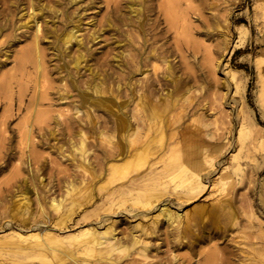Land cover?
Segmentation results:
<instances>
[{
    "label": "rangeland",
    "instance_id": "1",
    "mask_svg": "<svg viewBox=\"0 0 264 264\" xmlns=\"http://www.w3.org/2000/svg\"><path fill=\"white\" fill-rule=\"evenodd\" d=\"M129 2L69 3L65 15L54 18L53 11L44 10L32 28H19L36 14L20 0L0 18V263L58 264L59 249H64L62 264H100L80 253V238L88 227L101 232L112 220L123 244L133 234L139 239L136 249L161 244L149 222L157 209L146 212L150 206L106 191L125 179L113 178L98 188L105 179L100 174L106 171L105 155L115 152L123 137L114 128L116 116L105 106L109 99L129 121L130 131L141 133L132 148L140 147L147 135L157 146L162 135L163 152L148 157L154 172L172 162L170 150L175 148L180 161L161 179L156 201L182 213L179 227L188 226L190 239H203L194 253L162 245L147 262L190 254L196 260L199 251L216 249L218 264H264V0H135L143 6L140 15L147 14L143 34L128 31ZM167 11L176 18L175 29ZM74 24L83 42L78 69L71 63L75 48L68 57L58 40ZM35 30L42 38V70L27 64L16 71L15 57L31 45ZM93 85L101 92L95 94ZM40 97L43 101L33 108ZM140 98L156 115L149 132L141 128ZM35 110L44 113V123L36 121L42 113L31 115ZM195 175L203 189L185 195L186 179ZM22 197L21 213L11 217ZM52 199L61 201L59 211L50 207ZM66 212L68 221L58 224ZM158 221L160 237L175 233ZM44 232L54 238L46 254L25 249L42 238L21 237ZM116 264L146 261L128 256Z\"/></svg>",
    "mask_w": 264,
    "mask_h": 264
},
{
    "label": "bare ground",
    "instance_id": "2",
    "mask_svg": "<svg viewBox=\"0 0 264 264\" xmlns=\"http://www.w3.org/2000/svg\"><path fill=\"white\" fill-rule=\"evenodd\" d=\"M19 1L20 0H15V1H13V0H0V18L4 17V16L6 17V15L9 14L11 5L15 4V2L17 4V3H19ZM26 1H27V4L30 6V8L34 7V9L36 10V14L29 15L27 21L21 23L19 25V28H21V27L32 28V26L35 24V22H37L39 19H42L44 10L53 11L54 18H56L57 15H61V14L65 15V10H64L65 4L70 3L73 5H78L82 0H57L56 2H54L55 0H26ZM44 1H45V5H43ZM129 1L130 2L128 3L127 6H128V12L130 15L125 17L126 22H127L126 24L128 26V29H129L128 31L129 32L130 31L136 32L138 34H143L146 31L144 21L147 19L146 18L147 14L140 15V13L143 10V6L141 4H137L135 2V0H129ZM47 3H51V5L47 6ZM167 5H168L167 7L169 8V10L173 9V5H170V4H167ZM167 13H168V16H170L171 27H173V28H174V26L176 27V24H174V22L176 20L175 21L173 20L174 15L172 13H170L169 11H167ZM44 21L47 23V20L44 19ZM160 21L161 20L158 18L157 21L155 22L156 24L153 23L154 26L151 25L149 32L153 31V29H155V27L158 26ZM163 21H165V20H163ZM167 22L169 23L168 20L165 23H167ZM36 26L38 29L37 28H34V29L40 31L39 30L40 26H38V24H36ZM168 26H169V24H168ZM110 27H111V25L109 24L108 28L110 29ZM2 28H3V25L0 23V30ZM36 30H35V34L33 36L31 35L32 36V43L31 42L29 43L31 45L26 46L25 48H22L21 50L19 49L20 51L18 52V54L17 55L15 54L16 55V57H15L16 71H19V70L25 68V66L27 64H32L37 72L39 71V69L42 70V64H43L42 53H41V49L40 48L38 49L39 42L42 38H41L40 34H38L39 32L37 33ZM78 31H79V25L74 24L67 31H64L62 34H60L59 38H58L60 45H61V50L66 51L68 57L70 56L69 54H70L71 49L75 48L77 53L72 58L71 63L73 65V67L76 69H78V67L80 66L81 62L83 61V57H84L83 53L81 52L83 42H82V39L79 38V36H78ZM160 31L161 30H159V32ZM97 38L98 37L96 35L92 34L93 40H95ZM17 40H19V39L17 38ZM142 42L143 43L140 46L141 48L143 45H145V43H144L145 41H142ZM149 57H151V56H149ZM5 73H7V72H5ZM1 79L2 78L0 77V80ZM92 88L94 89L95 94H98L101 92L100 86L93 85ZM143 99L140 98L138 101L139 102L138 105H141V107L144 111L142 118H140L142 121V124H141L142 127L141 128H143V130L145 132L146 131L149 132L153 127L152 122H153V119L155 118L156 115L152 111L151 107L148 106V103L145 104L146 102ZM42 101H43L42 97H40L39 100L36 99L34 101L32 107L33 108L36 107ZM106 101H107V103L105 106L109 110H111L110 112L114 113V115L117 118L116 119L117 121L115 122L114 128H116V130L119 131L123 135V137L121 138L120 146L118 147V149H115L114 150L115 152H111L108 155H105V159H104L103 164H104L106 171L104 173H100L103 177L105 176V179L98 186V188L101 189L104 184L106 185L108 183V180H111L113 178H117V180L118 179H120V180L125 179L124 182H121L119 184H115V185L107 188L106 191L108 192V194L110 196H114L115 194H118L120 196H122V195L128 196L125 198L133 199L134 205H140L141 207L150 206L149 210L147 209L148 211H146V212H149L153 209H157L158 214L153 216V217H150V220H151V221H149L151 224L150 229H151L152 233H156V237H155L156 241L162 239V242H161V244H159L160 246L157 243L153 249H150V246L147 244H143L142 246H140V248L136 249V245H137L139 239L134 237L133 236L134 234H133L132 236L130 235L131 236L130 240L128 239L129 243L123 244L121 241L122 238L120 239V237L118 235H117L118 237H115L116 236L115 235V229L113 228L114 227V221L112 220L109 224L106 225L104 231L100 232L97 230L98 228L94 229V226H93L90 229L88 227V230L86 229V231H84L82 233V237L80 238L79 243L82 242V246H84V247L82 248L80 253L82 255L89 256L91 258L90 260L92 262H99L100 264H104V263L105 264H116V263H119L122 258L125 259V257H128V256H132V257L138 256L141 259V261H143V262L146 261V264H151L149 261L147 262V259L150 256L157 257L159 255V253L161 252L160 247L162 245L168 246L169 249L177 248V250L179 247L187 248L191 251V253H194L196 251L197 244L199 242H203L202 237L194 236L193 239H190L189 235H191V237H192V232L190 231L188 226L179 227L180 219L182 218V215H181L182 213L179 214L178 212H175V211L173 212L171 210L173 208H171V209L168 208L167 204H161V203L159 204V202L156 201L161 196V194L156 192V190L158 189L157 187L161 184V179L164 177H169V175H167V171L169 172V170H171V167H174L177 165V163L180 161V156H178V154L175 153L176 152L175 148L174 149L172 148L170 150V152H171V155H170L171 158L170 159L172 162L164 163V169L161 173L160 172H158V173L154 172L152 166L155 165V163L149 165L148 157L151 154L158 153V155H159V153L161 151L163 152V145L161 143L162 135L161 134L159 135V138H157V141L154 140L155 143H157V146H154V145L151 146V139L149 140L147 133H145L147 135V138L145 139L143 137L144 140L142 141L141 146L138 148H132V144L135 142L136 139L138 140V138L141 136V133L136 131V130L130 131L129 128H131V127H130L129 121L126 120V118H124L121 115L119 108L115 105V102H113L109 99H107ZM35 104H36V106H35ZM40 108H41V106H40ZM37 110H35L34 113H31V115L37 113L38 112ZM40 113H42L41 114L42 118H39L41 115H38L39 117H36L37 114H35L36 115L35 117L39 118L36 121L41 120V122L39 121V123L41 124V123H44L43 121H44L45 117L43 119L44 113L43 112H40ZM42 119H43V121H42ZM29 120H31V118ZM145 121L148 122V125H147V123H146V125H144ZM37 124H38V122H37ZM136 128H138V127H136ZM158 128H161V127H158ZM78 151L81 154V156L86 154V149H85L83 140L80 141ZM156 159H157V157H156ZM84 162H85V160H84ZM183 166H184V164H183ZM86 168H87V166H86ZM181 168H182V166L179 169H181ZM84 171L86 172L88 170L85 169ZM181 171H182V169H181ZM186 171L187 170H185V172ZM91 175H93V174L91 173ZM186 181H187L186 182L187 186L185 189L186 190L185 195H191L194 191H200L203 189V187L201 186V185H203L202 179L197 177V176L196 177H194V176L187 177ZM176 198L181 199V195H176ZM187 199H190V198L187 197ZM24 200H25V198L22 197V199L20 200V201H22L21 204L19 203V200L16 201L17 204H16V202L14 203V207H12V208L15 211L13 212L11 217H16V215H19V212L21 210L22 205L24 206V202H23ZM59 200H62V199H59ZM50 207L54 211H59V209L61 208V201L55 202V199H52L51 203H50ZM142 210H144V209H142ZM194 211L197 213L201 212L198 210H194ZM228 211H230V208L228 209ZM146 212H144V213H146ZM126 216H127V214H126ZM185 216L188 217L187 214H185ZM68 217H69V214H67V212H66V214H63L59 218L58 224H63L64 222H67L68 220L66 221V219ZM115 217H116V214H115ZM159 218H161V219H159ZM158 220H160V222L162 221V223L166 224V226L168 228L174 229L175 233H172L171 231L170 232L166 231V233H164V235H163L164 238L160 237L162 234L158 233V226H157ZM11 221H13V220H11ZM47 221H49V219ZM32 226H34V224ZM31 228H33V227H31ZM46 230H47V228H46ZM19 234H20V232H19ZM41 234L42 235H39V234H30V235L28 234L27 236L22 235L23 237H21L22 239H20V240H25V241L27 238L28 239L34 238L36 240H38L39 238H42L38 242L28 244V247H25V249H27L29 251H33V252L38 251L37 253L42 254V255L46 254L48 252V249H50L49 248L50 244L52 243L54 238L49 237V234L47 232H44ZM58 234H60V233H58ZM127 235H129V234H127ZM125 240L127 241V239H125ZM145 241H146V238H145ZM14 249H16V247H14ZM215 250L209 249L206 251H201V252L199 251V259L197 258L196 260H193L195 257H192L191 254L187 255V257L185 256L186 258L182 257V256H176V255L171 256V255H169V256H171L170 258L163 259V260L161 259V260H159L158 264H218V261H219L218 254L219 253L217 254V252H215ZM59 252H61L62 256L61 257L58 256L60 258V261H58L57 263L62 264L63 258L67 254H66V251L64 249H62V250L59 249ZM58 257H56V258H58ZM136 260L134 261L135 263H136ZM0 264H7V263L2 262ZM23 264H30V262L25 261V263L23 262ZM243 264H248V262L246 263V261H243Z\"/></svg>",
    "mask_w": 264,
    "mask_h": 264
}]
</instances>
